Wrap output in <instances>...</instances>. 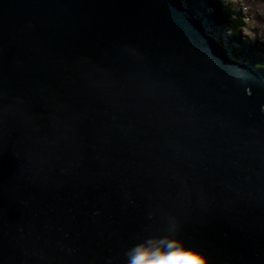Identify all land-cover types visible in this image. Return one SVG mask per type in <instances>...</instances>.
I'll list each match as a JSON object with an SVG mask.
<instances>
[{
	"label": "water",
	"instance_id": "water-1",
	"mask_svg": "<svg viewBox=\"0 0 264 264\" xmlns=\"http://www.w3.org/2000/svg\"><path fill=\"white\" fill-rule=\"evenodd\" d=\"M205 5L0 0V264H264V77Z\"/></svg>",
	"mask_w": 264,
	"mask_h": 264
},
{
	"label": "clouds",
	"instance_id": "clouds-1",
	"mask_svg": "<svg viewBox=\"0 0 264 264\" xmlns=\"http://www.w3.org/2000/svg\"><path fill=\"white\" fill-rule=\"evenodd\" d=\"M128 264H207V259L198 250L171 240L166 244L146 243L133 249Z\"/></svg>",
	"mask_w": 264,
	"mask_h": 264
},
{
	"label": "trees",
	"instance_id": "trees-1",
	"mask_svg": "<svg viewBox=\"0 0 264 264\" xmlns=\"http://www.w3.org/2000/svg\"><path fill=\"white\" fill-rule=\"evenodd\" d=\"M188 4H191V0H187ZM232 3L228 1L226 4L222 7V12H218L217 6H215L214 3H208L207 6L209 7L210 11L213 12V17L211 19L212 23L214 25H222L225 28H229L231 30L232 42H236L239 44L240 50L242 53H240L238 56L244 60L251 61L254 68L258 71L260 75L264 77V42L262 44V47L259 50H252L250 47H243L242 44L238 42L237 36H242L241 32L245 29H248L249 26L246 25V22L244 20L245 14L241 10H234L232 7ZM255 35L257 33L255 32ZM235 36V38H234ZM262 43V42H261ZM256 47V46H255Z\"/></svg>",
	"mask_w": 264,
	"mask_h": 264
},
{
	"label": "rangeland",
	"instance_id": "rangeland-1",
	"mask_svg": "<svg viewBox=\"0 0 264 264\" xmlns=\"http://www.w3.org/2000/svg\"><path fill=\"white\" fill-rule=\"evenodd\" d=\"M203 5L214 3L217 6L218 12H222V7L228 1L233 5L234 10H241L245 14L246 25L249 26L241 32L242 36H237L238 42L243 45L252 48V50H259L264 42V0H197ZM206 6V5H205ZM213 14V12L211 11ZM228 28V27H227ZM255 32L257 35H255ZM231 33V31H230ZM233 35H231L232 38ZM235 38V36H234ZM262 42V43H261ZM256 46V47H255ZM263 48V47H262ZM260 51V50H259Z\"/></svg>",
	"mask_w": 264,
	"mask_h": 264
},
{
	"label": "bare ground",
	"instance_id": "bare-ground-1",
	"mask_svg": "<svg viewBox=\"0 0 264 264\" xmlns=\"http://www.w3.org/2000/svg\"><path fill=\"white\" fill-rule=\"evenodd\" d=\"M258 72V71H257Z\"/></svg>",
	"mask_w": 264,
	"mask_h": 264
}]
</instances>
